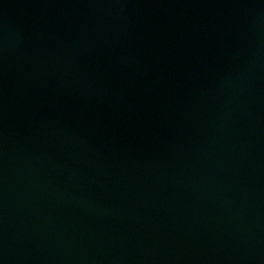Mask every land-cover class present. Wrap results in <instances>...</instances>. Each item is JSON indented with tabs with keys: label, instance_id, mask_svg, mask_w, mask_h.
<instances>
[{
	"label": "water",
	"instance_id": "water-1",
	"mask_svg": "<svg viewBox=\"0 0 264 264\" xmlns=\"http://www.w3.org/2000/svg\"><path fill=\"white\" fill-rule=\"evenodd\" d=\"M0 264H264V0H0Z\"/></svg>",
	"mask_w": 264,
	"mask_h": 264
}]
</instances>
